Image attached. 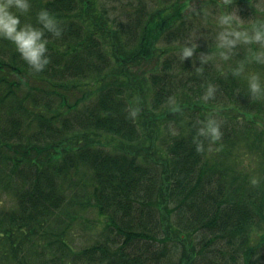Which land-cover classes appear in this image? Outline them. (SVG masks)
Listing matches in <instances>:
<instances>
[{"label": "trees", "instance_id": "16d2710c", "mask_svg": "<svg viewBox=\"0 0 264 264\" xmlns=\"http://www.w3.org/2000/svg\"><path fill=\"white\" fill-rule=\"evenodd\" d=\"M192 1L128 3L116 27L99 0H30V12L17 13L39 27L47 9L63 31L45 34L50 63L39 73L0 38V264L258 263L264 89L250 91L246 70L259 45L228 70L197 49L182 60ZM254 1L224 5L264 30ZM129 106L140 108L134 120ZM209 118L223 133L212 152L197 137ZM92 212L100 231L75 243Z\"/></svg>", "mask_w": 264, "mask_h": 264}, {"label": "clouds", "instance_id": "9594fccd", "mask_svg": "<svg viewBox=\"0 0 264 264\" xmlns=\"http://www.w3.org/2000/svg\"><path fill=\"white\" fill-rule=\"evenodd\" d=\"M31 7L30 0H0V38L13 43L21 59H23L34 72L39 73L50 63L47 49L49 41L45 38V34L49 33L54 38H60L63 29L60 27V22L47 9H41L36 14V24L39 25V27L30 22L22 23L20 15L17 13L27 14L30 12ZM233 19L234 18L228 14H223L220 17L221 24L229 25V30L222 31L217 37V47L222 50L219 53L220 57L227 60L229 58L228 53L231 52L238 43L244 45H259V51L251 53L249 62L255 61L256 63L264 64V30L256 28L255 25H253L251 34L247 30H236L231 28ZM188 42L190 41L186 43ZM196 47L194 43L192 48L183 46L181 48L180 54L182 55H180V58L184 60L193 57ZM249 51L251 52V50ZM241 70L242 69H238L233 74L239 75ZM197 72L202 73L203 68L197 69ZM248 86L253 94H257L261 91L258 74L252 73L249 76ZM214 91V87L208 85L203 99L208 100L212 98ZM169 103L172 104L173 101L170 99ZM172 111L178 112L179 108L172 107ZM139 113V107L129 106L128 115L130 119H136ZM201 123L203 127L199 129L197 137L208 139L210 142L208 151L212 152L213 149L211 145L219 141L223 135L221 123L212 118L207 119L206 122L201 121ZM193 142L197 144L196 151L198 153L204 151V144L202 141H198L197 138H194ZM250 183L256 186L259 180L257 177L253 176Z\"/></svg>", "mask_w": 264, "mask_h": 264}, {"label": "rangeland", "instance_id": "374dc122", "mask_svg": "<svg viewBox=\"0 0 264 264\" xmlns=\"http://www.w3.org/2000/svg\"><path fill=\"white\" fill-rule=\"evenodd\" d=\"M140 0H99L98 7L100 9H104L111 20L112 23H114V27H116V24L118 21H123L126 13V6L128 3L136 4ZM141 1H147L150 5L149 1L151 0H141ZM216 4H209L205 8L204 0H193L190 3V10L198 11V13L194 16H192L190 19L193 21L194 26L192 28V34L188 41V43H180L177 48V53H180L181 48L187 47L192 48L193 43L197 46L196 49L207 55L209 58L212 59L213 63L216 65V67L219 69L228 70L233 67L234 61L236 60V54L239 52L240 54L245 51L252 50V45H244L242 43H238L235 48L231 50V52L228 53L229 58L227 60H224L220 57L219 53L222 51L217 47V37L222 31L229 30V25H224L220 23V17L223 14L231 15L234 19L231 23V28H234L236 30H247L250 34L253 28V25H256V18L253 17L252 14L249 15H241L238 14L237 11L234 12H228L227 6L224 5V3L227 0H215ZM153 6H156L157 3L152 1ZM255 7L259 8L260 10L264 9V0H255L254 1ZM244 11L248 10V8H243ZM202 11V12H200ZM247 12V11H246ZM256 27V26H255ZM259 51V46H257ZM226 51V50H225ZM264 64L260 63H254V68H248L246 70V76L249 78V76L252 73H256L259 75V84L260 89H264ZM151 65L146 64L144 67L145 69H149ZM261 92L257 93L260 94ZM262 94V93H261ZM264 101V94H262ZM252 158L251 154H248L246 157V161H249V159ZM251 165H256V163H251ZM258 170L261 166H256ZM255 167V168H256ZM86 221L87 224L90 226L86 228L85 226H79L77 225L75 227V243L77 244H89L90 241L93 238H96L97 233L100 231L101 227H97L98 219L99 217L95 212H92L91 214H86ZM97 227V228H96ZM260 233L258 236H256L257 231L254 232L252 241L253 244L257 245L261 239L260 235H264V229L258 230ZM264 239V237H263ZM258 256L254 258L255 261H258L257 264H264V241L263 244L260 245V247L257 248ZM260 258V260H257ZM256 264V263H255Z\"/></svg>", "mask_w": 264, "mask_h": 264}]
</instances>
